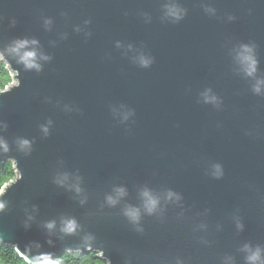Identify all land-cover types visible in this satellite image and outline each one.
<instances>
[{"label": "water", "instance_id": "1", "mask_svg": "<svg viewBox=\"0 0 264 264\" xmlns=\"http://www.w3.org/2000/svg\"><path fill=\"white\" fill-rule=\"evenodd\" d=\"M171 4L181 19L166 15ZM17 38L49 57L40 71L5 51ZM241 43L255 46L251 77L235 59ZM0 53L12 78L0 163L15 170L1 187L0 243L33 264L86 250L105 264H249L245 244L264 258V83L253 91L264 0H0ZM69 217L74 234L60 231Z\"/></svg>", "mask_w": 264, "mask_h": 264}, {"label": "clouds", "instance_id": "2", "mask_svg": "<svg viewBox=\"0 0 264 264\" xmlns=\"http://www.w3.org/2000/svg\"><path fill=\"white\" fill-rule=\"evenodd\" d=\"M166 15L172 17L174 20H179L183 16V10L179 8L175 4L167 5L166 6ZM229 19H232V17H229ZM37 41L35 39H27V38H17L14 39L5 49L6 52H10L13 54L16 58L18 63H22L25 70H33L36 71L41 70V65L37 62L38 59L40 60H48V56H44L43 54H40L38 56L35 48H29V45H36ZM4 54L0 53V61H3ZM235 59L238 62V64L241 66L242 71L246 76H253L257 70V64L258 61L255 56V46L250 43H241L238 46V49L236 50ZM139 63L142 67H147L151 63V60L148 58H145L143 56L140 57ZM264 83V81L257 80L256 85L253 88V91L259 93L260 91V84ZM205 99H209L207 95H205ZM211 99H215L212 97ZM47 131V129H45ZM23 145L29 144V141L23 140ZM217 174H219V169H217ZM63 178H58L57 183H63ZM75 190L77 192L80 191L79 187L76 186ZM117 197L122 196L124 194L123 188L116 189ZM3 195V190L0 189V196ZM169 196H172V193L168 194ZM143 197V208L144 211L147 214H152L155 212L158 206V199L154 197L150 192L145 190L142 192ZM107 202L110 205H113L117 202V199L113 196H108ZM6 207L5 202L0 199V211H3ZM124 215L134 224H136L140 219V209L136 207H128L124 210ZM31 219V217H29ZM56 226V222L54 220L46 221L44 224V227L51 231ZM25 227H28L27 223H25ZM238 228H242V224H237ZM79 228L78 222L75 218L69 217L62 219L60 231L64 234H74L76 230ZM48 243H51V240L48 241ZM244 249L248 252V255L246 256V261L249 262V264H264V258H262L261 255V249L257 246L255 249H253L251 246L245 244ZM43 264H58V261L54 259H45L43 261Z\"/></svg>", "mask_w": 264, "mask_h": 264}, {"label": "trees", "instance_id": "3", "mask_svg": "<svg viewBox=\"0 0 264 264\" xmlns=\"http://www.w3.org/2000/svg\"><path fill=\"white\" fill-rule=\"evenodd\" d=\"M12 78L10 69L5 61H0V90L6 87ZM15 177V170L12 162L5 161L0 163V189L1 187ZM58 264H105L97 252L86 250L83 252L73 251L61 254L57 259ZM0 264H33L25 260L18 254L11 244L0 243Z\"/></svg>", "mask_w": 264, "mask_h": 264}]
</instances>
